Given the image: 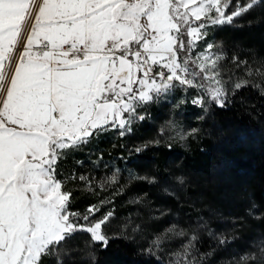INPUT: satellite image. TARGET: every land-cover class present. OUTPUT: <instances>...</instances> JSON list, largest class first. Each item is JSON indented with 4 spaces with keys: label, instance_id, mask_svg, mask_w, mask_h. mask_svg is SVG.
Wrapping results in <instances>:
<instances>
[{
    "label": "rangeland",
    "instance_id": "rangeland-1",
    "mask_svg": "<svg viewBox=\"0 0 264 264\" xmlns=\"http://www.w3.org/2000/svg\"><path fill=\"white\" fill-rule=\"evenodd\" d=\"M178 1L198 21L187 28V42L180 45L185 51L183 59L174 50L181 29L169 0H0V264H38L43 254L76 232L88 233L94 242L107 243L109 235L104 226L108 219L95 218L106 199L97 197L98 206L70 213L68 196L54 168L67 151L79 145L59 137L83 133L99 103L114 101L115 114L101 125L96 137L112 131L116 137L130 133L134 125L146 120V105L153 103L168 109L147 120L152 132L138 146L187 147L193 130L174 117L179 101L170 95L156 104L141 62L167 67L174 75L182 67L190 68L195 89L218 105L224 103L225 86L220 79L224 54L214 30L236 24L264 0ZM27 23V50L12 74L8 73L10 54ZM144 33L145 41L138 45ZM43 41L55 49L67 43L83 47L87 59L72 62L59 52L38 57L35 50ZM108 42L120 52L101 54ZM129 51H142L144 57ZM118 57L131 61L130 70L122 76H118ZM261 77L264 80V74ZM121 87L129 92L121 94ZM107 170L111 169L104 168L101 175L87 172L81 176L86 180L85 191L105 190L106 185L121 179V171ZM154 171L142 172L140 179L156 181ZM192 183L200 187L193 175L184 179V171L179 172L160 182L161 192L156 197L162 206L154 200L142 203V196L134 200L145 204L142 211L161 225V230L139 237H146L148 246L171 264H213L201 261L193 251L197 230L207 229L213 243L233 233L221 208H206L210 219H198L195 226L171 213L166 195L192 205L201 202L200 197L190 194ZM201 187L216 194L208 184ZM219 196L221 206L232 205L227 196ZM241 245L215 264H264V241L257 232L247 235Z\"/></svg>",
    "mask_w": 264,
    "mask_h": 264
},
{
    "label": "trees",
    "instance_id": "trees-1",
    "mask_svg": "<svg viewBox=\"0 0 264 264\" xmlns=\"http://www.w3.org/2000/svg\"><path fill=\"white\" fill-rule=\"evenodd\" d=\"M169 1L181 29L174 50L183 59L185 51L180 45L187 42V28L197 25L198 21L181 8L178 0ZM145 36L146 33L138 45L145 41ZM213 36L222 45L224 54L220 64V79L226 95L224 103L218 105L195 88L185 92L176 88L166 96L179 101L174 117L193 130L185 148L138 146L139 141L152 132L147 119L134 125L123 137H116L114 131L96 137V131L92 138L73 143L79 145L67 151L54 167L56 179L69 199L68 211L83 213L98 206L100 196L106 199L95 218L108 219L104 231L109 238L104 244L94 242L88 233L76 232L43 254L38 264H171L148 246L146 237H139L161 230V225L150 221L142 211L145 204L139 205L134 200L142 196V203L154 200L161 205L156 197L161 192L160 182L183 171L184 179L193 175L200 181V187L192 183L189 190L194 197H200L201 202L192 205L166 195L164 200L171 213L195 226L198 219H210L206 208H221L225 217H229L227 224L233 231L213 243L207 237V229L197 230L198 240L193 251L201 261L219 263L232 248H240L253 231L264 241V80H261L264 1L236 24L215 29ZM200 98L202 105L197 107L194 103ZM146 107L150 120L168 109L153 103ZM82 142L85 143L80 144ZM107 167L123 173L114 185H106L107 189L112 188V193L106 188L85 191L86 180L81 176L87 172L98 175ZM152 168L156 181L141 180L140 174ZM201 184H208L216 194L205 191ZM219 195L227 196L232 205L221 206ZM112 230H116L113 235Z\"/></svg>",
    "mask_w": 264,
    "mask_h": 264
},
{
    "label": "built area",
    "instance_id": "built-area-1",
    "mask_svg": "<svg viewBox=\"0 0 264 264\" xmlns=\"http://www.w3.org/2000/svg\"><path fill=\"white\" fill-rule=\"evenodd\" d=\"M28 27L29 24L27 23L22 36L12 49L8 64V73L9 71L11 73L15 65L20 61L23 52L27 50ZM57 52L66 56L67 59L72 62H84L87 59V50L71 43L63 45L60 49H55L47 42L43 41L39 43L35 50L38 57L53 56ZM118 52H120V50L115 47V44L108 42L102 49L101 54L116 55ZM129 53L139 54L140 56L144 55L142 51H129ZM140 67L145 70L147 85L152 87L151 94H153L152 97L156 103L161 101L163 97L173 93L176 88H179L183 92L188 88H196L194 85V73L190 68L182 67L176 71V74L174 75L167 67L156 65L148 66L143 62L140 63ZM141 92L145 93V89H141ZM199 103H202V99H200L199 102L195 100L194 104H196L197 107H200ZM150 116L151 114H146L145 118L150 120Z\"/></svg>",
    "mask_w": 264,
    "mask_h": 264
},
{
    "label": "water",
    "instance_id": "water-1",
    "mask_svg": "<svg viewBox=\"0 0 264 264\" xmlns=\"http://www.w3.org/2000/svg\"><path fill=\"white\" fill-rule=\"evenodd\" d=\"M117 67H118V76L125 75L131 68V61L124 57H118L117 59ZM129 92L128 88L121 87L120 93L126 94ZM115 114V102L107 101L101 102L97 105L93 118L87 125V128L83 133L78 135L77 137H71L69 135H62L59 138L70 140L72 143H79L84 140H88L93 137L96 131L99 130L101 125L110 118H113ZM10 130H14V128H9Z\"/></svg>",
    "mask_w": 264,
    "mask_h": 264
},
{
    "label": "crops",
    "instance_id": "crops-1",
    "mask_svg": "<svg viewBox=\"0 0 264 264\" xmlns=\"http://www.w3.org/2000/svg\"><path fill=\"white\" fill-rule=\"evenodd\" d=\"M4 131H6V130H4ZM9 133H12L11 131H8Z\"/></svg>",
    "mask_w": 264,
    "mask_h": 264
}]
</instances>
